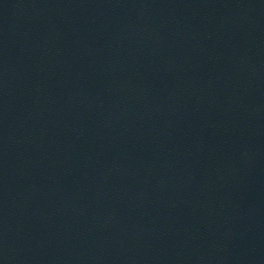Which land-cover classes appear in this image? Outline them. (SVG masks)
I'll use <instances>...</instances> for the list:
<instances>
[{"label": "water", "instance_id": "water-1", "mask_svg": "<svg viewBox=\"0 0 264 264\" xmlns=\"http://www.w3.org/2000/svg\"><path fill=\"white\" fill-rule=\"evenodd\" d=\"M0 264H264V0H0Z\"/></svg>", "mask_w": 264, "mask_h": 264}]
</instances>
